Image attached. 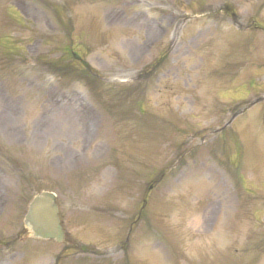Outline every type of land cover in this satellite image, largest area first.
Instances as JSON below:
<instances>
[{"label": "rangeland", "instance_id": "1", "mask_svg": "<svg viewBox=\"0 0 264 264\" xmlns=\"http://www.w3.org/2000/svg\"><path fill=\"white\" fill-rule=\"evenodd\" d=\"M252 23L264 0H0V264H264ZM44 191L62 244L23 225Z\"/></svg>", "mask_w": 264, "mask_h": 264}, {"label": "water", "instance_id": "2", "mask_svg": "<svg viewBox=\"0 0 264 264\" xmlns=\"http://www.w3.org/2000/svg\"><path fill=\"white\" fill-rule=\"evenodd\" d=\"M224 10L230 12L227 5H224ZM260 29L264 31L263 28ZM24 223L30 228L34 238L56 243L64 240L55 196L52 193L42 192L32 199Z\"/></svg>", "mask_w": 264, "mask_h": 264}, {"label": "trees", "instance_id": "3", "mask_svg": "<svg viewBox=\"0 0 264 264\" xmlns=\"http://www.w3.org/2000/svg\"><path fill=\"white\" fill-rule=\"evenodd\" d=\"M63 54L68 55L67 57L69 58H63L61 61H59L58 67H56L55 69L56 72L59 71V73L62 74L77 72L78 75L81 76V78L86 81L87 84H97V74L75 51L69 49ZM73 62L77 64V67L73 65Z\"/></svg>", "mask_w": 264, "mask_h": 264}]
</instances>
